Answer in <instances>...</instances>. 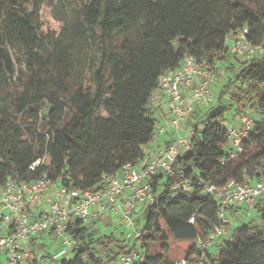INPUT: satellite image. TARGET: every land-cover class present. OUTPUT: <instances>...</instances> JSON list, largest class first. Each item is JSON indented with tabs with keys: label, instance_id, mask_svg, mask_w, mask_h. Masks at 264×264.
Masks as SVG:
<instances>
[{
	"label": "trees",
	"instance_id": "obj_1",
	"mask_svg": "<svg viewBox=\"0 0 264 264\" xmlns=\"http://www.w3.org/2000/svg\"><path fill=\"white\" fill-rule=\"evenodd\" d=\"M44 3L0 0L2 184L44 178L99 190L106 175L149 155L160 125L151 97L163 74L187 57L216 73L222 62L226 71L215 106L201 104L192 115L191 149L175 160L177 178H151L155 200L139 222L140 239L129 246L125 235L99 236L87 219L75 218L66 230L71 257L56 259L38 243L45 232L26 242L27 264H114L136 249L144 259L133 264H160L170 240L190 243L184 257L190 264H264V196L254 207L258 219L239 227L217 252L210 251L217 239L196 247L221 222L218 200L206 187L264 178V53L237 64L228 43L247 29L249 41L264 46V0H87L79 6L56 0L53 26ZM235 104L250 108L256 123L243 151L231 158L223 123L239 114ZM176 181L181 187L174 193Z\"/></svg>",
	"mask_w": 264,
	"mask_h": 264
},
{
	"label": "built area",
	"instance_id": "obj_2",
	"mask_svg": "<svg viewBox=\"0 0 264 264\" xmlns=\"http://www.w3.org/2000/svg\"><path fill=\"white\" fill-rule=\"evenodd\" d=\"M248 30L239 32L233 38L234 52L237 57L252 59L264 53V46H254L248 39ZM229 43V41H228ZM215 68L199 65L193 58L187 57L182 65L160 77V86L151 97V107L165 106L169 109V126L175 131V140L163 147L156 155H146L140 162L127 164L120 173L106 175L97 191L73 190L61 186L58 182L36 179L17 183L8 179L0 183V253L4 255V264H27L30 252L25 244L28 240L46 231H53L63 238L64 246L71 244L66 230L71 219H87L91 214L114 213L122 215L128 228L126 239L136 241L142 237L143 227L133 217L137 204L149 205L155 200L151 178L159 174L168 178H177L174 170L176 158L191 149V141L185 135L183 123L200 104H211L215 97L211 84L216 78ZM255 119L248 113L237 116L234 123L224 121L228 131L226 150L231 158L243 151V142L254 128ZM166 126L159 125L155 138L166 132ZM45 159L38 160V166ZM34 166L32 168H34ZM181 187L179 182L172 184L174 193ZM48 191L52 193L48 203L43 205ZM206 193L218 200L220 205V224L210 232L207 242L198 239L196 247L206 249L212 241L227 234L228 219L226 211L231 206L245 205L253 209L258 199L264 196V178L253 184L251 181L231 180L223 187L208 185ZM121 198L124 204H121ZM28 205V206H27ZM44 206L41 210L28 213V209ZM191 219V223H193ZM69 249L63 248L55 258L68 255ZM144 253L136 249L129 255L121 256L118 264H133L142 261ZM191 262V261H190ZM183 259L177 264H190ZM203 264L205 261H203Z\"/></svg>",
	"mask_w": 264,
	"mask_h": 264
},
{
	"label": "rangeland",
	"instance_id": "obj_3",
	"mask_svg": "<svg viewBox=\"0 0 264 264\" xmlns=\"http://www.w3.org/2000/svg\"><path fill=\"white\" fill-rule=\"evenodd\" d=\"M44 1H45L44 4H45V8H46L45 15H46V17L49 18L48 24L50 26H53L54 23L50 19L54 15V10L53 9L55 7L56 0H44ZM86 1L87 0H70V3H71V5L76 4V6H79V5L83 4V3H85ZM235 37H236V35H235ZM233 38H234V36L233 37L231 36L229 38V40H228L229 41V47H230V50H231L230 58L232 59V61L237 63V64H238V61H240V60L243 61V62L249 61L250 59H248V58L237 57V55L234 52ZM259 57H260V55H257L255 58H259ZM223 64L224 63H222V62L221 63L219 62L217 64L219 66L218 71H217V76L213 80V83L211 84V87H212L213 93H214V97H215V102H213L211 104L203 105L204 109H207V110L211 109L217 103L216 99H218V95H219L220 89L223 86V82H224V79H225V71H226L225 68H226V65L225 64L223 65ZM88 81H90L89 78H88ZM235 106L239 109L238 110L239 114H242V113L251 114L250 108H246L245 109V106H243L241 104L240 105L235 104ZM193 114H194V112H193ZM239 114H237L236 116L229 115L227 122L231 123V124L234 123V121L237 119V116ZM192 115L190 117H188L187 120H185L186 122H185V125H184V133H185V135H188V137H191V135L193 133V125L195 123V120H194ZM146 207H147V205H144L141 208V210L138 211L139 222H141L142 220H145V218L147 216V214L145 215V212H144ZM250 213L254 214V216H259L256 211H253V209L250 211ZM103 219H104L103 217L98 218V220H97L98 223L99 222L102 223L101 221ZM227 219L229 220V223H230L229 224V229L234 231L237 227L241 226L244 222H250L252 218L250 216H247L245 213H241L238 216H236V215L231 216L229 211H228ZM90 225H92V224H90ZM114 226L116 227V225H114ZM98 227H95V228L97 229V232H98L99 236L107 235V233L109 232V230H108V232L105 230V227L103 229L102 228H98ZM121 228L117 227L116 229H114L116 235L121 236V233H122V231L120 230ZM108 229H110V228H108ZM39 240L40 239H38V243L39 242L41 243V241H39ZM132 242H135V241H132ZM167 244L169 246V250H168L167 253L163 252L165 257H164V260L160 264H177L178 262L182 261L184 259V257H185V252H186V250H187V248H188L190 243L188 241L170 240V241L167 242ZM29 246L30 245H26L25 247H26L27 250L31 251V248ZM161 247H162V244L161 245L160 244H155L154 245L155 252H158V251L161 252V250H160ZM63 248H67V249L70 250V249H72V245L71 244L69 246L58 245L57 242L56 243H52V244L49 245V251L53 252V253L59 252ZM39 252L40 251L37 250V253L34 255L33 258H38L41 255ZM263 253H264V251H263ZM71 256H72V251L70 250V252L67 255V257H71ZM33 258H31V259H33ZM4 262H5V257H4V255H2L1 258H0V264H3ZM40 264H60V263H59V261H52V260L48 259V260H40Z\"/></svg>",
	"mask_w": 264,
	"mask_h": 264
},
{
	"label": "crops",
	"instance_id": "obj_4",
	"mask_svg": "<svg viewBox=\"0 0 264 264\" xmlns=\"http://www.w3.org/2000/svg\"><path fill=\"white\" fill-rule=\"evenodd\" d=\"M201 108H203V107L200 104V105H198L195 108V110H200ZM153 111H154V115L160 120V123H159L160 126L161 125H164V126H166L167 129H166L165 134H163L159 138L156 137L154 139V141L146 148V152L149 155H156L160 149H162L163 147L168 146L169 143H172L175 140V137H174L175 131L168 124L169 123V118H170L169 109L163 105V106H160V107H157V108H153ZM231 116H234V115H231ZM185 122L183 123V130H184ZM252 183L253 184H256L257 181L254 179V180H252ZM51 195H52V193L50 191H48L47 197L44 199L43 205L45 203H48L49 199L51 198ZM121 204L122 205L124 204V199L123 198H121ZM143 206L144 205H142V204H137L136 208L133 211V217L138 222H139V219H138V216H139L138 215V211H140ZM43 207L42 206L35 207L34 210H38L39 211ZM234 207H236V208H234L232 211H234V210L237 211L234 215L238 216L241 213H245L247 216H250L252 218L251 221L258 219V216H254V214H252L253 212L250 213V211L252 209H249L247 206H245V205H236ZM30 210H33V208L30 209ZM228 211H231V210L228 209L226 211V216H227ZM253 211H256V210L253 208ZM100 217H103L104 218L101 221L102 223H100V222L98 223V221H97L98 218H100ZM87 222L90 223V224H92L91 226H94V227H98L99 226L98 228H102V229L105 227V230L107 232L109 230V232L107 233V235H111L112 233H114L116 235L114 229H116L117 227H120V228L122 227L120 229L122 231L121 236L122 235H125V238H126V233L128 232V228H127V226L125 225V223L123 221L122 215H117V214H114V213H108V214H91L87 218ZM228 222H229V220H228ZM248 223L249 222H244L242 225L248 224ZM114 225H116V227ZM241 226H239V227H241ZM239 227H237L234 231H232L231 229H229V225H228V227H227V230H228L227 233L228 234H226L223 237L217 238L216 242L211 245L210 251L212 253L217 252V250L221 247V245L223 244V242H225L226 240H228L229 237L232 234H234V232L237 231V229H239ZM108 228H110V229H108ZM116 236L119 237V238L121 237V236H118V235H116ZM39 239H40L41 243L47 245L48 248H49V245L52 244V243H56L57 242L58 245H62L63 244V238L58 237L53 231H46V233L44 235H42ZM123 239H124V237H123ZM30 243H31V241H30ZM30 243L29 244L27 243V245H30ZM127 243L129 244V246H132V244H134V242H132V241H127ZM113 249H115V252H117V250H118L117 248H113ZM70 250L73 253V246H72V249H70ZM51 253H53V252H51ZM56 253H58V252H55V254ZM37 259H39V258H37ZM114 264H118V262H116Z\"/></svg>",
	"mask_w": 264,
	"mask_h": 264
}]
</instances>
